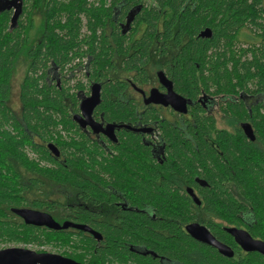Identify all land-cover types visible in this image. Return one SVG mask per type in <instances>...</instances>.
Masks as SVG:
<instances>
[{"label":"trees","instance_id":"1","mask_svg":"<svg viewBox=\"0 0 264 264\" xmlns=\"http://www.w3.org/2000/svg\"><path fill=\"white\" fill-rule=\"evenodd\" d=\"M185 1L158 0L162 11L168 7L173 10L174 26L180 30L175 32L177 37L189 33V46L181 51L177 65L179 83H188L191 93H197L199 76L209 87L231 93L237 87L246 89L250 79L258 77L264 80V45L251 51L247 42L240 41L242 38L250 39L251 34L264 40V3L261 0H194L198 6L192 12L190 6L183 9ZM105 2L30 0L25 14L13 29H10L11 13H0V243L55 245L71 251L72 254L65 257L81 264H127L128 261L133 264H157L151 256L130 253L127 243L147 245L158 255H165L179 264H264L262 257L246 254L240 249L233 258H224L191 239L176 223L146 225L147 219L143 217L140 223L125 224L122 229L111 230L108 234L103 230L102 241L98 242L72 228L55 231L26 225L12 212L13 208H29L50 214L59 224L62 222L58 217L60 208L57 201L31 200L28 195L51 190L52 184L56 183L71 186V171L78 164L76 156L59 164L33 138L38 137L41 142L55 140L59 125H71L69 108L78 105L77 92H72V87L64 85L59 89L46 80L52 62L64 70L75 58L90 56L93 58L92 78H103L106 42L101 31L109 14ZM161 14L156 10L145 11L139 19L151 29L156 19L163 18ZM35 15L42 18L37 32L41 34V39L33 40ZM169 20L165 17L164 32L167 35ZM83 28L88 34L82 33ZM199 29H209L211 37H198ZM142 49L141 59L146 56V49ZM251 52L250 60L248 54ZM20 65L25 66L26 71L19 92L20 109L14 111L10 107L12 80ZM82 88L80 82L75 86V90ZM245 116L246 113H243ZM111 117L125 116L112 113ZM259 131L264 133L263 126L259 127ZM222 139L225 140L222 150L226 163L207 146L205 149L200 147L199 152L191 149L183 153L180 152V145L175 143L171 153L176 157L175 163L179 160V165L186 166L191 174L205 172V179L213 187V191L206 194L207 209L211 212L220 214L223 219H238L237 215L246 214L251 205L258 218L254 235L264 240V181L252 174L250 157L253 150L242 135L233 142H226L225 135ZM28 148L52 167L41 166L37 158L31 159ZM141 149L142 156H145V148L134 141L118 148L120 156L110 165L119 174L120 185L135 189V173L141 172L142 185L138 193L142 202L156 206L158 214L165 218L185 223L188 219L187 202L178 194L153 191V170L144 162V156L143 161L136 156L135 151ZM82 163L85 169L98 170V164L94 162L89 168L86 161ZM99 165L105 169L103 163ZM94 178L98 179L95 175ZM228 180L237 182L243 201L234 203L230 193L222 191V188L219 191V184ZM162 230H169L175 236L165 238L157 233ZM213 231L223 242L233 244L231 236L225 232L215 228ZM75 255L82 256V259Z\"/></svg>","mask_w":264,"mask_h":264},{"label":"flooded vegetation","instance_id":"2","mask_svg":"<svg viewBox=\"0 0 264 264\" xmlns=\"http://www.w3.org/2000/svg\"><path fill=\"white\" fill-rule=\"evenodd\" d=\"M133 1L135 2L130 4ZM133 1L106 0L105 2V9L109 14L101 31L106 42V62L102 79L92 78L93 58L90 56L75 58L64 70L52 62V67L47 70L46 80L50 85L55 84L59 89L64 85L72 87V92H77L78 99V105L71 106L68 110L71 125L67 127L59 125L55 140L41 142L38 137L33 138L34 142L44 146L59 164L67 162L72 156H76L78 162L71 171L73 177L71 186L52 184L54 186L51 189L57 193L53 201L59 203L58 217L62 219L61 225L72 222L88 226L103 238V230L108 234L111 230L122 229L125 224L140 223L141 218L145 217L146 225L159 222L176 223L193 239L186 231V227L198 224L204 227L218 243L230 248L233 257L240 249L246 254L258 255L264 259V256L258 252H245L228 232L230 229L243 230L254 241L264 243L263 239L254 235L258 218L253 207L249 205L246 214L242 213L240 216L237 215L238 219L230 220L211 212L207 209L206 194L213 191V187L205 179V172L191 174L186 166L179 165L178 159V163H175L176 157L171 153L175 143L180 145L181 151H179L183 153L191 149L199 152L200 147L205 149L207 146L226 163L222 150L225 143L223 136H226V142L227 140L233 142L242 135L253 150L250 157L252 174L264 181V133L259 131L260 126L264 128V80L256 77L248 81L246 89L237 87L234 92L223 93L209 87L203 78L198 76L197 93H191L188 83L183 85L179 83L180 76L176 72L181 51L189 46V33L177 37L180 30L179 27L174 26L173 10L168 7L162 11L158 0ZM261 1L264 3V0ZM29 5L30 0H23V13L19 21ZM189 6L194 12L198 6L197 1L186 0L182 7L187 9ZM154 10L161 12L163 18L156 19L154 27L150 29L146 23L140 21L139 16L145 11ZM7 12L11 13L12 19L14 11ZM165 17L170 19L168 35L164 32ZM37 19L38 25H36ZM33 20L35 27L32 39H41V34L37 32L42 24V18L35 15ZM206 30L199 29L198 37L202 38L201 33ZM82 33L88 34L86 28H83ZM240 41L247 42V47L251 51L264 45V40L255 34H251L250 39L242 38ZM143 47L146 49V56L141 59L144 53ZM252 54V52L248 54L250 60ZM78 82L83 88L75 90ZM94 85L100 86V103L92 109L90 116L86 117L81 109V103L92 96ZM170 94L183 100L180 107L170 103L168 98ZM183 105L185 106L182 108ZM112 113L122 114L125 117H111ZM243 113H246V118L243 117ZM246 125L251 130L250 136L244 130L243 126ZM129 141L137 142L139 146L145 148L144 162L153 170L151 180L153 191L184 197L187 202L188 217L185 223L165 218L158 214L156 206L142 202L138 193L142 185L141 172L135 173L137 183L135 189L120 185L119 174L112 170L110 164L120 156L118 148ZM49 145L55 147L57 155L48 148ZM68 145L72 148L69 149ZM135 152L137 158L143 161L142 149ZM32 154L35 158L39 157L33 152ZM83 161L88 164L87 168L93 162L98 164L96 166L98 170L85 169ZM100 163L104 164L105 169L100 168ZM94 175L98 179L94 178ZM221 188L222 191L231 194L234 203L243 201L235 180L220 183L219 191ZM213 228L231 236L233 244L223 242ZM74 231L81 232L82 236L95 241H102V239L97 240L89 232L77 229ZM157 233L165 238L175 236L169 230L157 231ZM196 242L228 258L214 246ZM127 245L130 253L151 256L157 264H179L165 255H158L147 245L132 243ZM127 264L133 263L128 261Z\"/></svg>","mask_w":264,"mask_h":264},{"label":"water","instance_id":"3","mask_svg":"<svg viewBox=\"0 0 264 264\" xmlns=\"http://www.w3.org/2000/svg\"><path fill=\"white\" fill-rule=\"evenodd\" d=\"M13 10V16L11 19V28H16L18 25L19 18L23 13V0H0V13ZM202 38H210L211 31L207 29L201 33ZM161 75V74H160ZM173 94L169 95L170 103H173L174 106L180 107L183 103V100L180 97H177ZM173 99V102H171ZM100 103V86L94 85L92 87V96L81 103V109L86 117L90 116L92 109L98 106ZM185 105L182 106V108ZM246 134L250 136L251 130L246 125L243 126ZM48 148L57 155V151L52 145H49ZM194 199L198 202L196 197L193 195ZM199 203V202H198ZM12 212L21 218L26 225L34 227H44L50 230L60 231L67 230L69 228L77 229L83 232H89L93 234L97 240H101L102 236L94 231H92L88 226L77 225L72 222H65L62 225L56 222L53 217L45 212L32 210L29 208H13ZM186 231L189 235L196 241L201 243H206L212 245L219 250V252L225 257H233V252L230 248L218 243L210 233L198 224H192L186 227ZM228 232L235 238L238 245L245 252H258L264 256V243L260 241H254L250 235L243 230L230 229ZM0 264H81L70 258L63 257L58 254L52 253H38L24 248H6L0 250Z\"/></svg>","mask_w":264,"mask_h":264},{"label":"rangeland","instance_id":"4","mask_svg":"<svg viewBox=\"0 0 264 264\" xmlns=\"http://www.w3.org/2000/svg\"><path fill=\"white\" fill-rule=\"evenodd\" d=\"M39 20H36V25H38ZM25 71L26 68L23 65H20L17 68V71L13 77L12 80V96H11V101H10V107L14 110V111H19L20 109V103H19V92H20V86L22 84L23 78L25 76ZM28 155L31 159H34L35 156L30 152V149H27ZM36 159V158H35ZM38 162H40L41 166L44 167H48L51 168L52 166L45 160H41L38 159ZM29 199L34 200V199H56L57 193L55 192V190L51 189H45L43 192L38 193V192H34V193H30L29 195ZM12 247H17V248H24V249H29L32 251H36L38 253H52V254H58L61 255L63 257H65L66 255H70L72 254L71 251H69L68 249H64L62 247H58L55 245H25V244H5V243H0V250L1 249H6V248H12ZM78 258L82 259V256H78L75 255Z\"/></svg>","mask_w":264,"mask_h":264}]
</instances>
